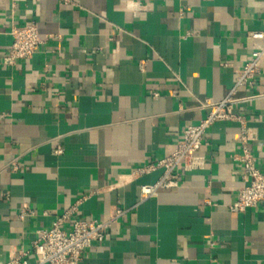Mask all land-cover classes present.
I'll list each match as a JSON object with an SVG mask.
<instances>
[{
  "label": "crops",
  "instance_id": "obj_1",
  "mask_svg": "<svg viewBox=\"0 0 264 264\" xmlns=\"http://www.w3.org/2000/svg\"><path fill=\"white\" fill-rule=\"evenodd\" d=\"M30 22L44 42L5 64L12 25ZM255 30L264 0H0V264L34 263L39 231L74 205L82 219L125 211L79 264H264V203L229 208L243 131L264 173V58L234 117L208 129L203 167L144 199L163 169L139 172L206 116L202 100L228 95L264 44Z\"/></svg>",
  "mask_w": 264,
  "mask_h": 264
},
{
  "label": "built area",
  "instance_id": "obj_2",
  "mask_svg": "<svg viewBox=\"0 0 264 264\" xmlns=\"http://www.w3.org/2000/svg\"><path fill=\"white\" fill-rule=\"evenodd\" d=\"M71 0H61L69 3ZM182 12V11H181ZM12 43L9 45L3 61L13 65L19 59L30 58L37 47L44 42L35 22L13 24L10 30ZM249 36L254 39H264V30L250 31ZM264 58V44L252 51L250 59L235 70V83L228 95L221 101L210 99L202 100L200 105L208 112L198 123L187 125L175 150L168 156L142 167L139 172L145 173L162 168L159 179L151 184L140 187L141 198H148L158 193L162 188H173L179 185L181 171H191L204 166V157L200 150L208 129L218 120L234 117L233 109L237 103L248 97L237 95L244 85H253L257 75L261 72ZM257 95L249 96L250 98ZM250 135L243 131L240 135L242 152L238 159L242 162L243 184L238 189L236 201L230 204L231 211H245L250 207H257L264 203V173L257 166L248 141ZM61 151V149H59ZM77 210L76 205L58 215L51 226L39 231V238L34 242L32 254L35 257L31 263L28 252L20 251L13 254L4 264H79L84 251L93 242L103 241L111 227L124 214L123 209H116L108 220L82 219L73 217ZM35 212L25 205L19 215H33Z\"/></svg>",
  "mask_w": 264,
  "mask_h": 264
}]
</instances>
